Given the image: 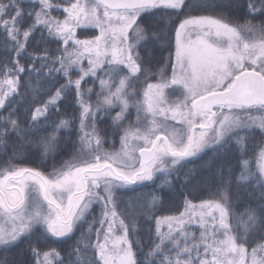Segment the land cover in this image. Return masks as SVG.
<instances>
[{"label":"snow or ice","instance_id":"1","mask_svg":"<svg viewBox=\"0 0 264 264\" xmlns=\"http://www.w3.org/2000/svg\"><path fill=\"white\" fill-rule=\"evenodd\" d=\"M0 264H264V0H0Z\"/></svg>","mask_w":264,"mask_h":264},{"label":"trees","instance_id":"2","mask_svg":"<svg viewBox=\"0 0 264 264\" xmlns=\"http://www.w3.org/2000/svg\"><path fill=\"white\" fill-rule=\"evenodd\" d=\"M84 64L86 66L85 62H84ZM20 91H21V93H23L24 89L21 88ZM92 97H93V95H92ZM93 98H91V99L93 100ZM17 99H20V97H18ZM27 99L30 100L31 96H29ZM28 107H29V105L27 103V100H25L22 103V105H21V108H20L21 112H23L24 109H26ZM62 111H63V109H62ZM113 113L115 114V111H113ZM69 115H71L70 111H69ZM77 115H78V113H77ZM110 122L111 121H110V118H109L108 119V123L110 124ZM125 123L127 124V121ZM77 124H78V122H77ZM98 127L101 129V134L103 135V131L105 130L106 125L105 124H99ZM108 131H109V135L105 137V141H104L103 144L107 148H109V147H117L120 137L118 135L117 136H112L111 135V130L109 129ZM74 142L77 144V148H73L71 146L72 143H74ZM64 144H65V141L62 139V145H61L62 154L57 158V163H60L63 160L69 159L70 156L73 153L77 152V149L79 147V142L77 140L76 134L73 133V136H72L71 140L67 141V147H65ZM211 155H212V153L210 151H208L207 155H203V159L206 160ZM36 163H40V162L36 161ZM201 163H202V160L197 159V160L193 161L192 163H189L188 166L189 167H194V166L195 167H199V165ZM42 170H45V171H51L52 170V161H51V159H49L46 162V168L42 166ZM156 183H159V181H156ZM155 187H156V184H154L152 181H150L148 183L141 184L138 187V191L136 193H131V192L126 193L122 197L123 203L120 204V211L123 212L126 217L131 219V216L129 215V213L135 214L139 210V205L135 202L134 197L139 195L140 193H145V194L151 193L155 189ZM130 201H131V203H129ZM180 203L182 205V200L180 201ZM169 208H170L169 204L165 203L162 208L160 206H157L156 211L157 212H163L164 214H171L170 211H169ZM89 219L91 220V217H89ZM138 223L142 226V230H141V232L139 233V235L137 237H134V239L139 240L141 237L146 239L145 232H146L147 222L145 221L144 217L139 216L138 217ZM96 226L99 227V225H96ZM86 227L87 226H85V229H86ZM82 230H84V229L76 231L71 239L55 240V239H51L50 238L49 246L57 248L58 250L67 251L73 244H75V242L79 238L80 232ZM94 239H95V235L93 233V240ZM21 247H26V246L25 245H21ZM15 251H18V250H14L12 253H10V255H15ZM28 255H29L28 253H25L24 257H22V258L23 259H27Z\"/></svg>","mask_w":264,"mask_h":264},{"label":"rangeland","instance_id":"3","mask_svg":"<svg viewBox=\"0 0 264 264\" xmlns=\"http://www.w3.org/2000/svg\"><path fill=\"white\" fill-rule=\"evenodd\" d=\"M165 55H167V53H165ZM85 63H87L86 61H85ZM169 71H170V69H169ZM97 87H98V84H97ZM96 91H99V87L96 89ZM94 97V98H93ZM93 97H91V98H93V102L96 100V96H95V94H93ZM174 99V98H173ZM114 111H118V109H116V110H114ZM113 115H115L114 113H112ZM133 119H135V110L133 109V117H132ZM177 127H179V126H177ZM93 147H95V144L93 143ZM120 148H121V144H120V139H119V142H118V145H117V147H109V148H107L104 144L102 145V147H101V154H103V153H105V152H117V151H119L120 150ZM148 182H150V181H145V182H143V184H145V183H148ZM51 239H55V240H57L56 238H51Z\"/></svg>","mask_w":264,"mask_h":264}]
</instances>
